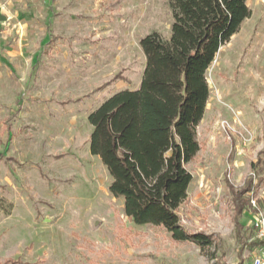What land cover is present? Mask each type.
Wrapping results in <instances>:
<instances>
[{"label": "rangeland", "instance_id": "obj_1", "mask_svg": "<svg viewBox=\"0 0 264 264\" xmlns=\"http://www.w3.org/2000/svg\"><path fill=\"white\" fill-rule=\"evenodd\" d=\"M248 6L207 72L201 149L179 209L187 232L215 241L210 260L126 218L90 151L89 116L141 86L140 40L170 36L169 0H0V264H251L244 201L264 210V0ZM254 173L257 194L243 195Z\"/></svg>", "mask_w": 264, "mask_h": 264}, {"label": "trees", "instance_id": "obj_2", "mask_svg": "<svg viewBox=\"0 0 264 264\" xmlns=\"http://www.w3.org/2000/svg\"><path fill=\"white\" fill-rule=\"evenodd\" d=\"M252 1L169 0L168 39L153 32L139 42L146 61L140 88L113 95L88 118L91 154L104 164L112 179L109 192L123 200L126 218L138 226L163 227L173 241L193 243L210 260L216 259L209 252L215 241L187 232L179 209L193 181L186 166L201 149L197 129L210 97L207 72L252 17ZM256 177L248 178L243 195L257 194ZM244 202L249 209L250 197ZM246 207L237 206L235 213ZM263 243L246 245L254 250Z\"/></svg>", "mask_w": 264, "mask_h": 264}, {"label": "built area", "instance_id": "obj_3", "mask_svg": "<svg viewBox=\"0 0 264 264\" xmlns=\"http://www.w3.org/2000/svg\"><path fill=\"white\" fill-rule=\"evenodd\" d=\"M251 208L253 219L251 228L254 231L252 241L264 242V210L259 208L258 201L252 198ZM251 264H264V243L254 249Z\"/></svg>", "mask_w": 264, "mask_h": 264}, {"label": "water", "instance_id": "obj_4", "mask_svg": "<svg viewBox=\"0 0 264 264\" xmlns=\"http://www.w3.org/2000/svg\"><path fill=\"white\" fill-rule=\"evenodd\" d=\"M4 18H0V21H2Z\"/></svg>", "mask_w": 264, "mask_h": 264}, {"label": "bare ground", "instance_id": "obj_5", "mask_svg": "<svg viewBox=\"0 0 264 264\" xmlns=\"http://www.w3.org/2000/svg\"><path fill=\"white\" fill-rule=\"evenodd\" d=\"M221 52V51H220Z\"/></svg>", "mask_w": 264, "mask_h": 264}]
</instances>
